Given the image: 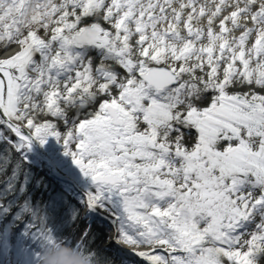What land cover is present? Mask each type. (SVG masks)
Here are the masks:
<instances>
[{"label":"snow or ice","instance_id":"snow-or-ice-1","mask_svg":"<svg viewBox=\"0 0 264 264\" xmlns=\"http://www.w3.org/2000/svg\"><path fill=\"white\" fill-rule=\"evenodd\" d=\"M50 136L97 189L73 222L116 205L121 264H261L264 0H0V143L25 161ZM20 160L0 216L26 191ZM24 213L43 246L109 264L88 223L58 240Z\"/></svg>","mask_w":264,"mask_h":264},{"label":"trees","instance_id":"trees-1","mask_svg":"<svg viewBox=\"0 0 264 264\" xmlns=\"http://www.w3.org/2000/svg\"><path fill=\"white\" fill-rule=\"evenodd\" d=\"M20 160V154L10 149L5 143H0V167H4V171L0 172V190L5 186V182L12 174L15 162ZM7 161V162H6ZM21 166L28 176L27 188L23 195L19 196L16 205L9 214L0 216V241L5 250L11 248V251L17 247L34 249L42 251L43 245L40 241L29 234L28 223L31 220L29 214L24 213L20 220L16 219L15 213L20 210V206L25 199L35 206L38 210L42 209L48 217L49 226L58 240L65 237L79 238L84 230L85 223L91 225V233L85 241L88 248L94 253H100L102 256L108 257L109 264H116L119 260L113 250L103 245L109 234V224L105 220L94 219L92 222L81 219L73 222L72 215L74 210L82 207V203L62 188L61 184L50 174L47 168L40 172V178H34L35 167L27 160H20ZM19 187V184H17ZM12 197H0V204H6ZM2 211V209H0ZM43 214V213H41ZM81 215L82 212H81ZM14 231V235H12Z\"/></svg>","mask_w":264,"mask_h":264},{"label":"bare ground","instance_id":"bare-ground-1","mask_svg":"<svg viewBox=\"0 0 264 264\" xmlns=\"http://www.w3.org/2000/svg\"><path fill=\"white\" fill-rule=\"evenodd\" d=\"M71 114L72 113H70V115ZM46 118L51 119L54 123H56L60 131L64 132L66 130L63 123L58 121L56 118L53 117H46ZM47 139L50 140L49 147H46L45 143L42 144L39 140L33 139L32 147L30 150L36 156L37 155L42 156L41 155V151H42L44 155L47 157L49 163L55 167L54 170L56 171V175L55 176L53 175L54 171H52L51 169L49 172L50 175L53 176L60 183L64 184V186L66 185L72 193L77 194L80 200L84 203L90 192L95 193L97 191L96 186L90 185L89 177H85L83 172L80 170V168L75 164L73 157L71 155L66 154L67 149L60 140H57V138L54 136H50ZM51 151H54L55 153L51 154ZM64 175L72 179V181H67L66 179H64L62 177ZM77 177L80 180L83 179L85 182L80 183ZM79 187L84 192L81 193L78 189ZM114 200H116L118 203V198L114 197ZM115 207L116 205H112L107 208L96 209L94 211H91L88 214L87 218H92V219L99 217L104 218L109 223L111 230L110 238L108 239L107 245L109 247L116 246L117 248H119V251H121V249L124 251H130V246L117 245L112 242L113 238L116 235L115 232L113 231V228H115L116 226V221L112 219V216L114 214H118V212L114 213ZM131 259L133 260V262L137 261L138 263H140V261L135 257H131ZM261 264H264V258H262Z\"/></svg>","mask_w":264,"mask_h":264},{"label":"rangeland","instance_id":"rangeland-1","mask_svg":"<svg viewBox=\"0 0 264 264\" xmlns=\"http://www.w3.org/2000/svg\"><path fill=\"white\" fill-rule=\"evenodd\" d=\"M55 153L54 151H51V154ZM26 157H27V161L32 164L35 167V173H34V178L37 179L40 178V172L41 171H45V168H47L48 170V174H50V168L49 165L47 164V162L43 159L42 156L40 155H34V153L31 150H28L25 153ZM41 179V178H40ZM77 179H79L77 177ZM59 182V181H58ZM79 182L84 183L85 181L83 179H79ZM60 183V182H59ZM62 188L65 189L68 193H70L72 196H74L78 202L82 203L83 206V202L80 200L79 196L75 193H72L68 187L62 183H60ZM83 214V211H82ZM94 219H99V220H105L104 218H94ZM94 219L92 218H87L88 221L92 222ZM105 222L107 224H109L106 220ZM1 226V223H0ZM110 227V225H109ZM14 231H12V235L14 234ZM110 233L111 230H109V234H108V238L106 241H104L103 245L111 250L114 251V253L118 256V254L120 253L119 248H117L116 246H112L109 247L108 244V239L110 238ZM3 244L0 241V264H39V260H40V253L41 251H35L34 249L28 250V248H22V247H17L15 248V250L11 251V248H7L5 250V248H3L2 246ZM116 264H121V261L118 260V262ZM134 264H140L137 261H134Z\"/></svg>","mask_w":264,"mask_h":264},{"label":"clouds","instance_id":"clouds-1","mask_svg":"<svg viewBox=\"0 0 264 264\" xmlns=\"http://www.w3.org/2000/svg\"><path fill=\"white\" fill-rule=\"evenodd\" d=\"M87 253H81L64 244H45L40 253L39 264H90Z\"/></svg>","mask_w":264,"mask_h":264},{"label":"water","instance_id":"water-1","mask_svg":"<svg viewBox=\"0 0 264 264\" xmlns=\"http://www.w3.org/2000/svg\"><path fill=\"white\" fill-rule=\"evenodd\" d=\"M45 145H46V147H49V145H50V140H49V139H47ZM41 155H42L43 159L47 162V164L50 165L49 168H50L52 171H54L53 175L55 176V175H56V171L54 170L55 167L52 166V165L49 163L47 157L44 155V153H43L42 151H41ZM62 177H63L64 179H66L67 181H72V179L66 177L65 175L62 176ZM89 183H90V185L94 186V183L92 182V180H91L90 177H89ZM78 189H79V191H80L81 193L84 192L83 190L80 189V187H79Z\"/></svg>","mask_w":264,"mask_h":264}]
</instances>
